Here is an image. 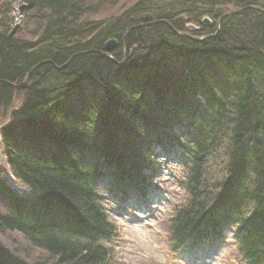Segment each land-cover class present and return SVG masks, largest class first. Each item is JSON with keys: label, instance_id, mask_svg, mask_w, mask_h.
Instances as JSON below:
<instances>
[{"label": "trees", "instance_id": "16d2710c", "mask_svg": "<svg viewBox=\"0 0 264 264\" xmlns=\"http://www.w3.org/2000/svg\"><path fill=\"white\" fill-rule=\"evenodd\" d=\"M116 6L0 0V146L14 180L0 163V233L45 253L29 261L0 242V264H111L112 214L146 204L170 164L161 154L188 195L172 251L209 250L229 231L236 264H264V0Z\"/></svg>", "mask_w": 264, "mask_h": 264}, {"label": "rangeland", "instance_id": "374dc122", "mask_svg": "<svg viewBox=\"0 0 264 264\" xmlns=\"http://www.w3.org/2000/svg\"><path fill=\"white\" fill-rule=\"evenodd\" d=\"M139 0H116V9H122L133 2ZM111 9L103 14L105 18L108 15L118 14V10ZM15 27L22 29L24 27V18L19 9L14 13ZM189 26V25H188ZM187 26V30H188ZM210 26V25H209ZM15 30V31H16ZM23 104V98H16L13 103V109H19ZM4 112L0 111V129L7 124L4 119ZM159 159L169 162L165 165L160 177H158V188L156 193L149 198V203L144 208L142 204L134 200L129 212L119 210L112 214V219L119 228V238L108 243L114 249V258L111 264H236L233 260L236 258L235 244L233 234L225 232V239L220 241L213 251H205L201 248L191 253L190 256H184L181 253H174L169 242L168 225L174 215L175 209L183 206L188 199L185 189L180 186L184 173L183 168L178 161H173L163 154ZM0 163L4 167L6 174L11 181L10 175L0 146ZM169 167V168H168ZM14 183V182H13ZM1 204V199H0ZM142 208V209H141ZM230 233V234H229ZM229 234V235H228ZM0 242L20 250L29 261H36L45 256L44 251L34 249L28 246L23 237L17 233H0Z\"/></svg>", "mask_w": 264, "mask_h": 264}, {"label": "water", "instance_id": "95a60500", "mask_svg": "<svg viewBox=\"0 0 264 264\" xmlns=\"http://www.w3.org/2000/svg\"><path fill=\"white\" fill-rule=\"evenodd\" d=\"M233 13H231V14H228V15H226V16H223L222 18H220L219 19V21H218V23L220 24V22L222 21V19H224L225 17H227V16H230V15H232ZM159 23H161V22H152V23H149V24H146V25H142V27L143 26H151V25H157V24H159ZM166 23V22H165ZM203 23L204 24H210V20H208V19H204V21H203ZM132 29H134V28H132ZM131 29V30H132ZM195 29V27L193 26V25H190L189 27H188V30H190V31H192V30H194ZM130 31V30H129ZM128 31V32H129ZM183 36H185V37H189V38H191L192 40H194V41H198V38H196V37H191V36H189V35H187V34H182ZM211 36H209V37H207V38H210ZM207 38H205V39H207ZM117 46V42L115 41V40H111V41H109L107 44H106V46H105V50H106V52L107 53H111L113 50H114V48Z\"/></svg>", "mask_w": 264, "mask_h": 264}]
</instances>
